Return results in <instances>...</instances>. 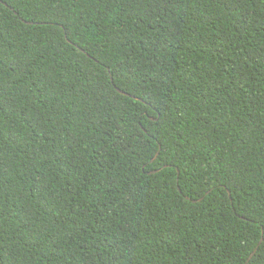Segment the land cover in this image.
Here are the masks:
<instances>
[{"label": "trees", "instance_id": "trees-1", "mask_svg": "<svg viewBox=\"0 0 264 264\" xmlns=\"http://www.w3.org/2000/svg\"><path fill=\"white\" fill-rule=\"evenodd\" d=\"M0 264H264V0H0Z\"/></svg>", "mask_w": 264, "mask_h": 264}, {"label": "water", "instance_id": "water-1", "mask_svg": "<svg viewBox=\"0 0 264 264\" xmlns=\"http://www.w3.org/2000/svg\"><path fill=\"white\" fill-rule=\"evenodd\" d=\"M4 5H5V4H4ZM27 24L32 25V24H34V23L28 22ZM80 51H82V50L80 49ZM117 91H118L119 93H121V94H124V93H122V92H121L120 90H118V89H117ZM156 155H157V153H156ZM156 155H155V157H156ZM155 157H154V158H155ZM154 158H153L151 161H153ZM154 172H156V171H152L151 173H154ZM227 193H228V195H229V192H227ZM206 194H207V193H206ZM186 199L189 200L188 198H186ZM202 199H203V198H200V199H197V200H193L192 203L200 202ZM260 241H261V240H260ZM255 250H256V249H255ZM255 250L249 255L247 261H249V259L253 256V254L255 253Z\"/></svg>", "mask_w": 264, "mask_h": 264}]
</instances>
